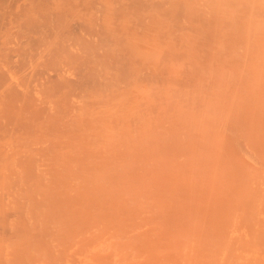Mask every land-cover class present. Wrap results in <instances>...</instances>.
Returning <instances> with one entry per match:
<instances>
[{"label":"rangeland","instance_id":"374dc122","mask_svg":"<svg viewBox=\"0 0 264 264\" xmlns=\"http://www.w3.org/2000/svg\"><path fill=\"white\" fill-rule=\"evenodd\" d=\"M52 1L0 0V41L52 27L65 59L0 101V264H264V44L247 53L248 16L230 8L239 30L211 37L187 1L154 26L153 0Z\"/></svg>","mask_w":264,"mask_h":264},{"label":"bare ground","instance_id":"6f19581e","mask_svg":"<svg viewBox=\"0 0 264 264\" xmlns=\"http://www.w3.org/2000/svg\"><path fill=\"white\" fill-rule=\"evenodd\" d=\"M63 1L69 2L70 0ZM183 1L188 2L187 10L192 17L198 18L203 10L207 11L206 16H201L199 19H207V22L211 23L209 36H215L223 30L231 32L239 30L238 21L228 22L224 20L225 12L234 7L240 17L248 16L244 24L246 32L242 35L245 40L247 53L254 54L256 49H259L260 46L264 44V21L259 20L264 18V0H203V3L200 2L201 0H153L150 4V10L147 12V18L154 26L162 20H168L169 16H178L184 9L181 7ZM135 5H138L137 1L126 0L125 2H121L117 9L123 13L129 10L132 12L135 10ZM47 7L62 8L60 0H58V2L53 0L50 5L47 4ZM216 21L221 22L222 25L218 27L216 23H214ZM17 28L14 35L15 38H13L12 41H9V43L8 41H0L1 102L9 96L17 98L24 97L26 93L29 92V87L31 89L29 93L33 92L38 88L36 82L42 83L44 80L46 81V79H49L48 81H51L47 82L50 85L53 81L52 79H60L56 72L49 70L47 72V69L42 66L43 61L47 60V62H49V59H52V62L49 64L52 67L57 63L56 60L60 61L62 59L61 61L63 63L65 62L63 53L64 48L62 47L61 49V47L55 45V42L50 41L49 36L53 34L52 27H49L47 31H42L41 29L40 31H34L31 30L34 28L20 23ZM184 30V25H180L179 31L182 33ZM42 58L44 59L42 60ZM44 65H46V62H44ZM51 66L50 68H52ZM56 70L57 69H55V71ZM64 77L65 80L70 81V78L67 76ZM42 78L46 79L43 80ZM41 79L43 80L42 82ZM52 84L53 86L55 85L54 83ZM183 179L180 178L181 181ZM168 189V187H165L162 190V195L167 194ZM153 209L160 210L161 206L155 203ZM170 246L173 247L172 241H169V246L167 247L169 248ZM167 247L166 251H168Z\"/></svg>","mask_w":264,"mask_h":264}]
</instances>
